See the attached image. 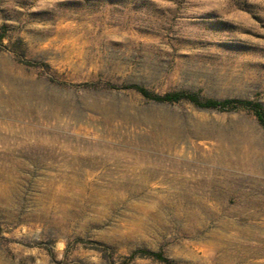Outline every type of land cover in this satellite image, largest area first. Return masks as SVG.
<instances>
[{"label":"rangeland","instance_id":"obj_1","mask_svg":"<svg viewBox=\"0 0 264 264\" xmlns=\"http://www.w3.org/2000/svg\"><path fill=\"white\" fill-rule=\"evenodd\" d=\"M134 86L264 111V0H0V264H264V124Z\"/></svg>","mask_w":264,"mask_h":264},{"label":"trees","instance_id":"obj_2","mask_svg":"<svg viewBox=\"0 0 264 264\" xmlns=\"http://www.w3.org/2000/svg\"><path fill=\"white\" fill-rule=\"evenodd\" d=\"M142 96L147 99L155 101H165V102H175L179 100H188L194 105L202 108L218 109V110H228V109H238L242 107L249 108L257 120L264 124V111L262 110L260 104L252 100L234 99V98H224V99H201L197 94L192 92H168L164 94H153L149 92L146 88L141 86H134ZM135 254V253H134ZM132 254L131 256H133ZM139 255L152 257L164 264H176L173 260L169 259L159 251H149L140 250ZM130 256V257H131Z\"/></svg>","mask_w":264,"mask_h":264},{"label":"bare ground","instance_id":"obj_3","mask_svg":"<svg viewBox=\"0 0 264 264\" xmlns=\"http://www.w3.org/2000/svg\"><path fill=\"white\" fill-rule=\"evenodd\" d=\"M2 169H3V167H2Z\"/></svg>","mask_w":264,"mask_h":264}]
</instances>
